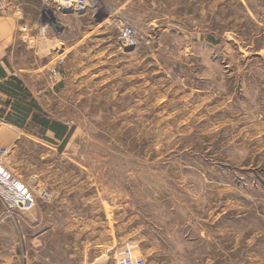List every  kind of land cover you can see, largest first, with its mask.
I'll return each mask as SVG.
<instances>
[{
  "label": "rangeland",
  "instance_id": "rangeland-1",
  "mask_svg": "<svg viewBox=\"0 0 264 264\" xmlns=\"http://www.w3.org/2000/svg\"><path fill=\"white\" fill-rule=\"evenodd\" d=\"M5 1L12 77L72 129L28 120L0 156L64 200L52 260L264 264V0Z\"/></svg>",
  "mask_w": 264,
  "mask_h": 264
},
{
  "label": "crops",
  "instance_id": "crops-1",
  "mask_svg": "<svg viewBox=\"0 0 264 264\" xmlns=\"http://www.w3.org/2000/svg\"><path fill=\"white\" fill-rule=\"evenodd\" d=\"M15 28L14 19L0 15V83L13 76L10 72L9 54ZM0 95L3 96L1 93ZM1 121L0 118V148L3 153L13 149L20 135L17 126ZM0 164L12 174L14 180L31 189L16 177L6 163L0 161ZM47 193L50 196L51 191ZM61 214L62 222H65V205L61 198L36 199V211L33 216L9 208L7 202L0 198V264H60L52 260V251L48 244L51 238L56 237L52 230L56 223L60 225ZM59 237L58 235V254L61 252ZM62 246V251L65 252L66 243L63 242Z\"/></svg>",
  "mask_w": 264,
  "mask_h": 264
},
{
  "label": "built area",
  "instance_id": "built-area-1",
  "mask_svg": "<svg viewBox=\"0 0 264 264\" xmlns=\"http://www.w3.org/2000/svg\"><path fill=\"white\" fill-rule=\"evenodd\" d=\"M43 4L51 7H55L58 10L61 7H66L70 11H75L77 13L83 12L87 9L90 4V0H40ZM12 2H6L5 0H0V12L6 13L11 11ZM124 34L127 36L128 40H131L132 30L125 26ZM53 73L56 74L55 69ZM2 154V149L0 148V156ZM44 199H49L50 196L47 192H42L40 195ZM0 198L7 202L8 207L15 209L20 213H29L31 216L34 215L36 211V195L28 189L23 183H20L12 178V174L7 172L0 164ZM115 264H145L144 260L138 256L134 255L130 248L125 249L120 258L116 260Z\"/></svg>",
  "mask_w": 264,
  "mask_h": 264
},
{
  "label": "trees",
  "instance_id": "trees-1",
  "mask_svg": "<svg viewBox=\"0 0 264 264\" xmlns=\"http://www.w3.org/2000/svg\"><path fill=\"white\" fill-rule=\"evenodd\" d=\"M0 93L7 97L5 104H9L8 101L11 98L14 99L13 105H10L14 110L13 116L8 114L7 117H3V111L0 109V118L7 123L24 129L26 122L32 120L43 131L51 132L53 137L56 140H61L62 143L71 134L72 129L65 123L39 115V112H41L40 106L33 100L28 89L19 79L11 76L0 83Z\"/></svg>",
  "mask_w": 264,
  "mask_h": 264
}]
</instances>
